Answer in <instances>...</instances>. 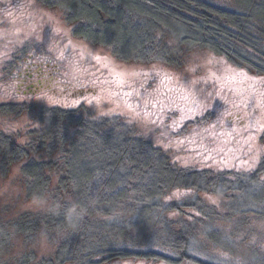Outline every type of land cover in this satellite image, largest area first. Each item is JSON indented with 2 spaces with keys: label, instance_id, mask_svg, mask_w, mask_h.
<instances>
[{
  "label": "trees",
  "instance_id": "trees-1",
  "mask_svg": "<svg viewBox=\"0 0 264 264\" xmlns=\"http://www.w3.org/2000/svg\"><path fill=\"white\" fill-rule=\"evenodd\" d=\"M38 2L61 12L74 36L123 61L181 66L200 47L264 75V0H231L225 6L212 0ZM31 49L14 52L5 63V75L21 68ZM26 106L0 103V117ZM35 117L37 125L23 141L0 129V173L19 167L25 197L44 196L47 207L16 217L0 208V264H213L190 254L201 224L227 218L236 233L238 222L241 229L264 222V160L254 172L226 177L228 172L181 164L170 150L124 120L47 105ZM175 190H190L196 197L167 203ZM198 193H220L237 205L226 207V214L216 219ZM172 212H177L176 219L170 218ZM151 228L158 229L174 255L125 245L132 233ZM43 239L54 249L39 257L35 245Z\"/></svg>",
  "mask_w": 264,
  "mask_h": 264
},
{
  "label": "rangeland",
  "instance_id": "rangeland-1",
  "mask_svg": "<svg viewBox=\"0 0 264 264\" xmlns=\"http://www.w3.org/2000/svg\"><path fill=\"white\" fill-rule=\"evenodd\" d=\"M212 1L221 6L231 2ZM22 48L33 52L21 68L5 75V63ZM28 76L34 85L23 81ZM24 102L29 107L0 117V129L20 141L37 125L36 112L47 105L127 121L195 170L228 172L225 176L231 177L230 172H254L264 160V75L200 47L181 66L123 61L105 47L74 36L61 12L38 0H0V103ZM19 169L0 173V208L8 217L42 207L23 194ZM198 194L216 219L237 205L220 193ZM194 197L190 190H175L165 201L182 204ZM169 215L178 217L177 212ZM231 222L223 218L216 226L201 224L190 254L213 264H264V222L253 221L243 229L238 222L236 233ZM137 235L141 239H131ZM161 238L158 229H145L132 233L125 245L174 255ZM35 247L39 257L54 249L45 239Z\"/></svg>",
  "mask_w": 264,
  "mask_h": 264
},
{
  "label": "clouds",
  "instance_id": "clouds-1",
  "mask_svg": "<svg viewBox=\"0 0 264 264\" xmlns=\"http://www.w3.org/2000/svg\"><path fill=\"white\" fill-rule=\"evenodd\" d=\"M35 202L43 207H47V199L44 196L37 195L35 197ZM73 213H75V208L71 209L68 213L69 221H72Z\"/></svg>",
  "mask_w": 264,
  "mask_h": 264
},
{
  "label": "flooded vegetation",
  "instance_id": "flooded-vegetation-1",
  "mask_svg": "<svg viewBox=\"0 0 264 264\" xmlns=\"http://www.w3.org/2000/svg\"><path fill=\"white\" fill-rule=\"evenodd\" d=\"M29 56H31V55H29ZM22 72H23V71H22ZM28 77H29V78H24V80H23V81H24V82L31 81V83H30V84L34 85V82H35V81L33 80V77H32V76H31V77H30V76H28ZM39 81L42 83V81H43V80H42V78H40V79H39Z\"/></svg>",
  "mask_w": 264,
  "mask_h": 264
}]
</instances>
